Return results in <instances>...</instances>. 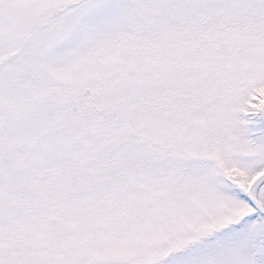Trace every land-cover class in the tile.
<instances>
[{
	"label": "snow or ice",
	"instance_id": "obj_1",
	"mask_svg": "<svg viewBox=\"0 0 264 264\" xmlns=\"http://www.w3.org/2000/svg\"><path fill=\"white\" fill-rule=\"evenodd\" d=\"M0 264H264V0H0Z\"/></svg>",
	"mask_w": 264,
	"mask_h": 264
}]
</instances>
